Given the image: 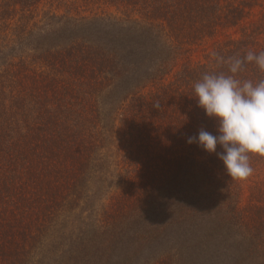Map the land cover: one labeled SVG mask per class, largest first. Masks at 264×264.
Segmentation results:
<instances>
[{"label": "trees", "instance_id": "obj_1", "mask_svg": "<svg viewBox=\"0 0 264 264\" xmlns=\"http://www.w3.org/2000/svg\"><path fill=\"white\" fill-rule=\"evenodd\" d=\"M52 2L0 0V264H264V200L241 206L218 155L187 142L219 135L193 85L228 74L217 56L264 52V0ZM237 28L164 83L185 45Z\"/></svg>", "mask_w": 264, "mask_h": 264}, {"label": "clouds", "instance_id": "obj_2", "mask_svg": "<svg viewBox=\"0 0 264 264\" xmlns=\"http://www.w3.org/2000/svg\"><path fill=\"white\" fill-rule=\"evenodd\" d=\"M216 59L227 64L228 74L205 72L193 87L198 107L216 121L219 135L201 127L198 137H188L187 142L218 155L231 179L244 180L253 172L251 157H264V79L254 82L238 75L246 64H255L264 73V52L250 50L242 58Z\"/></svg>", "mask_w": 264, "mask_h": 264}, {"label": "rangeland", "instance_id": "obj_3", "mask_svg": "<svg viewBox=\"0 0 264 264\" xmlns=\"http://www.w3.org/2000/svg\"><path fill=\"white\" fill-rule=\"evenodd\" d=\"M52 7L53 9L55 7H58V0H53L51 4L47 3L46 9H49ZM264 8V5H263ZM262 7L256 6L252 13L251 16L249 17L248 20H245L244 23L250 24L254 23L259 20L261 17V11L263 9ZM61 9H63L61 7ZM103 10H106L107 12L110 13H116L118 16H120L119 12L117 13V10L115 8H103ZM64 11V9L62 10ZM101 10H99V13ZM103 12V11H102ZM90 12L87 11V15H89ZM240 33V28L234 29V30H223L219 29L218 33L215 35L214 38H208L200 43L194 44L193 46H188L185 45V53H183L180 56L179 63L174 69V71L168 76L167 79H165L164 83H169L170 81L173 80L175 72L181 67V65L185 62L190 63V64H198V63H204L207 61V57L209 54H211L217 47V45L222 44L223 42L227 41L231 36L233 38H238ZM219 43V44H218ZM154 86H150L148 90L145 91L147 94L149 91H151ZM123 127L120 124V122H117L116 128H115V136L118 141L122 139V134H123ZM165 138V137H164ZM157 143V142H156ZM160 143V142H158ZM172 143L165 141V139H162L161 145H158L159 148H165L166 150L169 149L171 150L172 148L175 147V143L171 145ZM114 150V148H113ZM157 151V149H156ZM123 154L121 150V155ZM113 160L115 161H120L123 162V158L116 157ZM121 167V165H120ZM253 172L252 174L244 179V180H236V186L238 191L240 192L239 196V203L241 206H247L250 202L253 196L255 197H260L264 200V160H258L255 163L251 165ZM120 170V169H119ZM109 171L112 173L111 177H113L116 173L114 167H111ZM142 173H145V169H142ZM144 179L136 178L137 185L142 187ZM112 182V181H111ZM112 185V184H111ZM115 194V192H113ZM110 199L108 200L107 203H110Z\"/></svg>", "mask_w": 264, "mask_h": 264}]
</instances>
